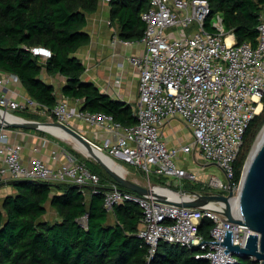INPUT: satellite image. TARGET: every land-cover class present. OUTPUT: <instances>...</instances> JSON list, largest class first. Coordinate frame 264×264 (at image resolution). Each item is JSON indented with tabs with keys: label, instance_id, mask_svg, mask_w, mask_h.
I'll return each mask as SVG.
<instances>
[{
	"label": "built area",
	"instance_id": "obj_1",
	"mask_svg": "<svg viewBox=\"0 0 264 264\" xmlns=\"http://www.w3.org/2000/svg\"><path fill=\"white\" fill-rule=\"evenodd\" d=\"M142 18L146 23L143 38L125 41L143 48L131 57L140 73L136 125L124 126L105 112L84 111L77 105L72 106L67 99L60 100L50 110L26 92L12 89L13 84L22 85L19 75L1 69L0 109L13 114L11 110L52 115L56 118L54 121L77 130L73 122L110 132L112 138L102 144L94 142L95 146L118 162L137 167L149 179L152 175L165 178L166 183L158 187L173 190L174 183L182 187L183 180H190L201 182L204 188L211 190L209 193L197 191L199 193L227 195L234 177L233 164L245 133L264 107V9L256 45L238 44L235 33L225 29L222 15L212 13L209 0H150ZM30 50L44 61L53 56V51L46 46ZM175 117L185 122L191 137L181 146L170 147L163 127ZM9 130L0 124V183L70 182L81 187L85 194H88L87 187L91 188V193L102 192L100 175L65 147L52 152L55 161L63 156L58 164L51 165L41 157L25 163L24 145L11 142ZM189 153L208 164H216L225 179L215 175L202 178L199 170L186 168L182 155ZM200 167L203 173L206 166ZM241 188L242 182L234 186L235 195ZM104 193L109 212L126 202L141 206L144 216L138 236L149 246L148 259L155 256L160 243L165 241L198 249L196 258L206 259L210 264L239 262L240 258L228 251L227 246L210 242L223 241L227 228L231 229L234 244L246 245L244 228L247 226L230 222L223 214L222 203L180 206L153 194L140 195L117 182H112ZM185 195L188 197L183 199L198 197L194 193ZM204 218L213 221L212 239L201 243L204 238L200 227ZM224 249L230 253L227 255Z\"/></svg>",
	"mask_w": 264,
	"mask_h": 264
},
{
	"label": "trees",
	"instance_id": "obj_2",
	"mask_svg": "<svg viewBox=\"0 0 264 264\" xmlns=\"http://www.w3.org/2000/svg\"><path fill=\"white\" fill-rule=\"evenodd\" d=\"M102 0H0V69L16 73L28 95L53 110L58 102L56 87L42 75L61 74L66 98L82 100V110L105 112L130 127L137 124L133 104L112 98L94 83L84 81L86 70L76 53L91 42L86 31L88 16L97 12ZM212 13H220L225 29L233 31L238 44L256 45L264 0H209ZM111 21L119 26L124 41L143 38L146 23L142 13L150 0H111ZM46 46L53 51L47 60L31 48ZM264 104V97H263ZM20 116H38L22 110ZM55 120L56 118L53 117ZM264 127V107L251 121L235 160L232 182L238 186L253 145ZM72 152V151H71ZM75 153V152H73ZM76 154V153H75ZM78 155V154H77ZM86 161V160H85ZM88 164V162H87ZM100 175L103 190L91 193L70 182L18 180L10 184L16 193L0 197V264H210L196 258L200 252L162 241L151 259L149 246L138 236L144 212L135 202H126L109 212L105 190L116 182L108 173ZM157 177L159 184L166 179ZM204 193L211 190L204 186ZM50 203L58 220L44 219ZM213 221L204 218L200 234L211 240ZM237 264H260L244 256Z\"/></svg>",
	"mask_w": 264,
	"mask_h": 264
},
{
	"label": "crops",
	"instance_id": "obj_3",
	"mask_svg": "<svg viewBox=\"0 0 264 264\" xmlns=\"http://www.w3.org/2000/svg\"><path fill=\"white\" fill-rule=\"evenodd\" d=\"M110 13V1L102 0L98 11L88 16L86 31L91 36V42L76 53V56L86 67L82 79L94 83L103 93L110 95L112 98L133 104L136 108L139 101L140 73L138 68L131 62V57L140 53L143 48L139 45H130L120 38L119 26L112 23ZM42 77L47 83L53 84L56 87L59 101L67 99L72 106L77 105L82 108V100L63 96L62 88L67 83L65 76L61 74L50 75L44 71ZM11 87L12 89L26 92L23 85L17 86L13 84ZM30 113L38 116L40 119L51 118L52 120L50 121H54L52 115ZM73 125L88 139L98 144H102L106 139L113 137L110 132L98 131L85 123L73 122ZM187 128L181 118L175 117L171 119L163 127V135L168 145L173 147L180 143L184 144L186 142L184 141V135L187 134ZM45 132L48 131L10 128L11 142L22 143L24 145L23 159L25 163L30 164L35 157H41L51 165L63 161V156L59 161L53 160L52 152L54 150L58 151L64 146L58 145L53 137L47 136ZM134 181L142 184L137 181V178ZM2 184L0 183V185ZM10 185V183H5L6 187H0V192H5L6 195L14 194L15 189Z\"/></svg>",
	"mask_w": 264,
	"mask_h": 264
},
{
	"label": "water",
	"instance_id": "obj_4",
	"mask_svg": "<svg viewBox=\"0 0 264 264\" xmlns=\"http://www.w3.org/2000/svg\"><path fill=\"white\" fill-rule=\"evenodd\" d=\"M11 114L15 117L21 118L22 120L6 121L3 120L2 117L0 119V124L9 128H28L37 130H45V126L50 125L63 128L91 152L95 159L107 170V172H109V174L121 187L134 191L140 195L153 194L159 199L168 200L180 206L200 207L207 203H222L223 214L230 222L244 224L247 226L244 228V242L246 245L241 246L234 244L231 237V229L227 228H225L223 241H210L202 239L201 243L208 241L221 243L228 247V251L232 252L239 258L244 256L252 257L260 264H264V139L256 150V153L250 163L249 159L252 153L248 158L241 180L242 188L238 195H235L233 189L234 184L230 181L231 190L227 195L222 193L202 194L197 191L185 189L181 191L173 188V191L181 193L182 195L194 193L198 196L194 199L175 200L165 196L159 191H156L155 188L158 187V183H154L151 187H149L116 173L106 163L98 158L100 150L95 146L93 141L88 139L79 130L57 121L42 122L38 120H29L13 113ZM108 156L114 159L110 155ZM192 246H196V244H192ZM224 251L227 255L230 253L225 249Z\"/></svg>",
	"mask_w": 264,
	"mask_h": 264
},
{
	"label": "rangeland",
	"instance_id": "obj_5",
	"mask_svg": "<svg viewBox=\"0 0 264 264\" xmlns=\"http://www.w3.org/2000/svg\"><path fill=\"white\" fill-rule=\"evenodd\" d=\"M11 112H15V111L11 110ZM15 114L21 115L22 112H15ZM37 119H38V121L42 120V122H47V121L52 122V121H50V120H52L51 118H48V119L41 118L40 119L39 117H37ZM45 134L47 136L53 137V139L55 140V142L58 145L64 146L68 150L78 154V156L80 158H83L84 160H86V162H88V166L90 165V166H92L94 168H97V170L99 172H102L103 174H106V173L109 174V172H107V170L96 159H94L93 157L86 156L84 153H82L80 150H78L76 148V146L72 142H67L65 140H62L58 136L55 137L51 133H49V131L45 132ZM190 137H191V132H190L189 128H187V134L184 135V141H186L185 143L189 142ZM255 144H256V141H255V143L253 145L251 153H252V151H253V149L255 147ZM181 145H183V143H180L177 146H181ZM182 160L184 161V166L186 168L191 169V170H199L201 175H202L201 176L202 178H204V177L208 178V177H210L212 175H215V176H217L219 178L225 179V176H224L222 170L216 164H212V163L208 164L205 160H203V159H201L199 157L195 158L194 153L183 154L182 155ZM117 163L122 165L126 169L127 178L130 179V180L134 181L135 178H137V181L141 182L142 185H146V186H151L154 183H158V184L160 183L158 181L157 177H155V175H152L151 179H149L137 167H135L133 165H130V164H127V163H124L123 161H119V162L117 161ZM200 166H206L205 170H204V172L206 174H204V172L202 173V171H201L202 168ZM181 184H182V187L177 186L176 183H174L172 185V187L183 189V190L185 189V190H190V191H199V192L202 191L201 189L203 187V184L201 182H198V181L183 180L181 182ZM2 186H5V183L0 185V187H2ZM10 186L12 188H14L12 185H10ZM15 193H16V191H15ZM7 195H11V194H7ZM7 195L5 194V192H0V197L1 198L6 197ZM44 219L48 220L50 222H55L56 220H58V215L56 214L55 210L52 208L50 203H48V205H47V214L44 216Z\"/></svg>",
	"mask_w": 264,
	"mask_h": 264
},
{
	"label": "bare ground",
	"instance_id": "obj_6",
	"mask_svg": "<svg viewBox=\"0 0 264 264\" xmlns=\"http://www.w3.org/2000/svg\"><path fill=\"white\" fill-rule=\"evenodd\" d=\"M2 117H3V120H6V121L22 120L21 118L15 117L11 113L0 110V119ZM45 130L49 131L50 133L58 136L59 138L65 140L67 142H72L76 146V148L78 150H80L82 153H84L86 156L93 157L95 159V157L91 154V152L86 147H84L76 138H74L70 133H68L63 128L50 125V126H45ZM263 139H264V128H263L262 132L260 133V135L257 139V142L255 144V147H254L252 154H251V157L249 159V163H250L251 159L253 158V156L255 155L256 150L260 146ZM98 156H99L98 158H100L104 163H106L116 173H118L121 176L127 177L126 176L127 175L126 169L122 165L118 164L114 159L110 158L106 154V152L99 151ZM155 190L159 191L161 193H166L169 196V198L175 199V200H179V199H183V198L188 197V195H185V196L180 195L178 192H175L173 190L166 189L163 187H156Z\"/></svg>",
	"mask_w": 264,
	"mask_h": 264
}]
</instances>
